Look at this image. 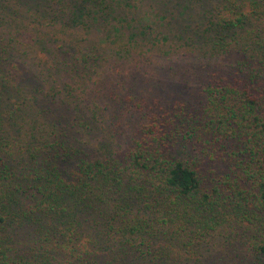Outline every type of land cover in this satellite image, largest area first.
<instances>
[{"label":"trees","instance_id":"obj_1","mask_svg":"<svg viewBox=\"0 0 264 264\" xmlns=\"http://www.w3.org/2000/svg\"><path fill=\"white\" fill-rule=\"evenodd\" d=\"M145 1L133 24L119 0H0V44H37L41 29L60 44H136L172 23L233 55L196 104H137L147 124L122 155L65 133L20 150L0 116V264H264V0ZM85 48L84 65L99 56ZM95 108L71 128L90 129Z\"/></svg>","mask_w":264,"mask_h":264},{"label":"rangeland","instance_id":"obj_2","mask_svg":"<svg viewBox=\"0 0 264 264\" xmlns=\"http://www.w3.org/2000/svg\"><path fill=\"white\" fill-rule=\"evenodd\" d=\"M124 2L119 0L115 11L117 15L134 12L129 17L136 20L133 24L147 14L145 0H128L132 9H126ZM149 19L152 25L157 22V17ZM166 29L172 30L169 38L159 36L157 41L149 39L153 35L139 37L137 32L136 44H113L111 38L102 42L98 35L97 44H57L43 29L36 32L40 34L37 44H0L5 49L0 50L4 95L0 116L5 134L20 150L27 145L45 146L65 133L84 142L82 147L92 156L128 152L142 138L140 127L147 124V117L137 113V104L144 110L154 107L153 100L196 104L205 79L232 64V54L186 40L193 31L183 35L172 23ZM82 45L95 48L99 55L89 57L86 65L81 58L89 51ZM93 106L95 115H86L92 121L90 129L71 128L73 119Z\"/></svg>","mask_w":264,"mask_h":264}]
</instances>
